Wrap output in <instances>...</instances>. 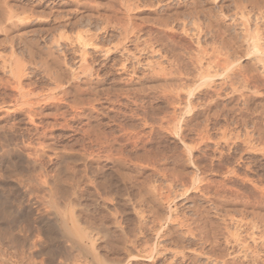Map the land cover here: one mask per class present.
Listing matches in <instances>:
<instances>
[{
    "label": "rangeland",
    "instance_id": "1",
    "mask_svg": "<svg viewBox=\"0 0 264 264\" xmlns=\"http://www.w3.org/2000/svg\"><path fill=\"white\" fill-rule=\"evenodd\" d=\"M263 55L264 0H0V264H264Z\"/></svg>",
    "mask_w": 264,
    "mask_h": 264
},
{
    "label": "bare ground",
    "instance_id": "2",
    "mask_svg": "<svg viewBox=\"0 0 264 264\" xmlns=\"http://www.w3.org/2000/svg\"><path fill=\"white\" fill-rule=\"evenodd\" d=\"M127 29H125V31H126ZM131 30H133V29H131ZM240 30V29H239ZM243 30V29H242ZM128 31V30H127ZM133 32V31H132ZM136 32V31H135ZM135 32H133L134 34H136ZM242 32V31H241ZM125 33V32H124ZM128 33L132 36V33H131V31H128ZM129 34H127V35H129ZM133 34V35H134ZM244 34V33H243ZM138 35V34H137ZM245 35V34H244ZM130 36V37H131ZM241 36H242V33H241ZM125 37H126V34H125ZM125 37H122V38H125ZM135 37V36H134ZM196 37V36H195ZM243 37V36H242ZM244 37H247V36H244ZM128 38V37H127ZM126 40H128V39H126ZM245 41H246V39H244ZM256 40V39H255ZM253 41V40H252ZM262 41V40H261ZM65 42H66V40H65ZM123 42H125V41H122V44L120 45V47L118 48H116V50H117V52L119 53V55H120V57H122V58H124L123 60L124 61H127L128 63L129 62H131L132 64H131V66L132 65H134L135 63V65H137V64H140V62H142V61H146L144 64V67H145V69H147L149 72L150 71H152L153 72V70H157V67H158V64L155 62V63H153V62H151V59L148 61V60H143V58L142 57H139L140 55H139V53H138V56H135V53H133V52H131L130 51V49L128 48V46H126V44H123ZM129 42V41H128ZM248 43V42H247ZM252 43V42H251ZM251 43H248L247 45L249 46V48L251 47ZM255 43V42H254ZM74 44H75V50H74V58L76 59V63H77V66H76V72H74L73 74L79 79L80 78V76H85L86 75V78L88 79L89 78V80L92 78V72L90 71V69L87 67V65H86V58H87V56H89V54H90V52L89 51H94V49H96L95 48V45L92 43V41L90 40V39H81L80 37H77L76 38V42L74 41ZM137 44V43H136ZM263 44V43H262ZM65 45V44H64ZM145 45V44H144ZM256 45V43L253 45L254 47H256L255 46ZM261 45V44H260ZM247 46V47H248ZM68 48V47H67ZM98 49V48H97ZM99 49H101V48H99ZM98 49V50H99ZM115 49V48H114ZM113 49V50H114ZM248 49V48H247ZM254 50H257L256 48L254 49ZM69 51V50H68ZM153 49L151 50V49H147V56H148V58H152V56H153ZM71 52V51H70ZM105 52V51H104ZM154 53H155V51H154ZM255 53V52H254ZM259 53V52H258ZM261 54L263 53V52H260ZM259 53V54H260ZM102 54H103V52H102ZM107 54H108V52H107ZM198 54H199V52H198ZM200 55V54H199ZM118 56V55H117ZM264 56V55H263ZM262 56V57H263ZM154 57V56H153ZM261 57V58H262ZM159 59V58H158ZM264 60V59H263ZM3 60H1V63L3 64V62H2ZM16 63V62H15ZM134 63V64H133ZM262 63V62H261ZM130 64V63H129ZM143 64V63H142ZM264 64V63H263ZM4 65V64H3ZM13 66H14V64H13ZM15 66H17V65H15ZM14 66V67H15ZM5 67V66H4ZM3 66H2V68H4ZM13 67V68H14ZM21 67V66H20ZM134 66H132V68H133ZM197 67V66H196ZM263 68H264V65L262 66ZM6 68V67H5ZM135 68V67H134ZM133 68V69H134ZM138 68V67H137ZM29 69V68H28ZM145 69H142V70H145ZM17 70H19V69H17ZM66 70V69H65ZM136 69H134V71H135ZM11 71V70H10ZM13 71V70H12ZM74 71V70H73ZM15 72H17L16 71V69H15ZM64 72V71H63ZM136 72V71H135ZM6 73V72H5ZM14 73V72H13ZM12 73V74H13ZM16 74H18V72L16 73ZM70 74V73H69ZM72 74V73H71ZM72 74V75H73ZM136 75H138V74H136ZM17 77V76H16ZM143 77V76H142ZM100 78V77H99ZM136 78H137V76H136ZM67 79V78H66ZM142 79V78H141ZM211 79V78H210ZM57 81V80H56ZM81 81V80H80ZM208 81V80H207ZM221 82V81H220ZM224 82V81H223ZM91 83H93V82H91ZM222 83V82H221ZM63 85V84H62ZM210 86V85H209ZM149 95V94H148ZM147 95V96H148ZM183 98V97H182ZM30 110V109H29ZM176 111V110H175ZM171 116V115H170ZM172 117V116H171ZM172 119V118H171ZM168 121V120H167ZM171 122H172V120H171ZM216 147V146H215ZM213 150V149H212ZM164 176V175H163ZM153 185V184H152ZM68 189V188H67ZM124 190V189H123ZM66 191V190H65ZM69 192V191H68ZM70 193V192H69ZM150 193V192H149ZM151 194V193H150ZM151 195H154V194H151ZM156 196V195H155ZM158 197V196H157ZM156 198V197H155ZM205 199H207V198H205ZM204 199V200H205ZM73 200V199H72ZM162 200V199H161ZM152 201V200H151ZM158 201V200H157ZM156 201V202H157ZM155 202V201H154ZM149 206V205H148ZM72 208V207H71ZM150 208V207H149ZM133 212V211H132ZM135 212V211H134ZM0 213H2V212H0ZM73 214V213H72ZM100 214V213H99ZM137 214V213H136ZM140 214V213H139ZM139 214H137V216H135V217H137V219H138V221L139 222H141V224H142V222H143V220H145V219H143L142 218V215H139ZM135 215V214H134ZM147 217V216H146ZM156 217V219H157V216H155ZM155 217H153L154 219H155ZM159 217V216H158ZM219 217V216H218ZM225 217V216H224ZM73 218V217H72ZM153 218H152V220H153ZM71 219V218H70ZM74 220H75V217L73 218V222H74ZM86 220H88V219H86ZM158 220V219H157ZM77 221H78V219H77ZM232 221V220H231ZM76 222V221H75ZM86 222V221H85ZM145 222H146V220H145ZM144 222V223H145ZM151 222V221H150ZM222 222V221H221ZM241 222V221H240ZM233 222V223H231V224H229V225H232L233 227H234V229H239V228H243V229H245V230H247V229H250L249 227H250V225L249 226H247V224H243V222ZM77 223V222H76ZM96 223H97V221H96ZM101 223H102V221H101ZM143 223V224H144ZM152 223H153V221H152ZM151 223V224H152ZM230 223V222H229ZM148 224V223H147ZM156 224V223H155ZM155 224H153L154 226H155ZM181 224H183V222L181 223ZM180 224V225H181ZM140 225V224H139ZM153 225L151 226V227H149L147 230H149L150 228H152L153 229ZM158 224H156V226H157ZM179 225V226H180ZM228 225V224H227ZM228 225V226H229ZM73 226V225H72ZM89 226H91V225H89ZM108 226V225H107ZM145 226V225H144ZM147 226H149V224L147 225ZM187 226V225H186ZM252 226V225H251ZM109 227V226H108ZM146 227V226H145ZM183 227V226H182ZM211 227V226H210ZM226 227V226H225ZM225 227H223L222 229H224ZM230 227V226H229ZM232 227V228H233ZM253 227V226H252ZM75 228V227H74ZM107 228V227H106ZM141 228V227H140ZM154 228H156V227H154ZM185 228H187V227H185ZM190 228V227H189ZM69 229V228H68ZM76 229V228H75ZM136 229H137V226H136ZM142 229V228H141ZM184 229V228H183ZM254 229V228H253ZM253 229H251V230H253ZM113 230V229H112ZM146 230V229H145ZM144 230V231H145ZM146 230V231H147ZM154 230H156V229H154ZM182 230V229H181ZM190 230H192V229H190ZM190 230H188V232H191ZM213 229H211V231H212ZM218 230V229H217ZM226 230L228 231V229L226 228ZM230 230V229H229ZM70 231V230H69ZM77 231V235L79 236V239L80 240H87V241H90V242H92V237H91V235H89V234H85L84 232H81L82 230H76ZM96 231H97V233L98 234H102V236H103V234L106 236V234L108 233L107 231H106V229H96ZM140 231V230H139ZM214 231V233H215V230H213ZM225 231V230H224ZM248 231V230H247ZM247 231H245V232H247ZM250 231V230H249ZM256 231V230H255ZM117 232V231H116ZM137 232V231H136ZM142 232H143V230H142ZM149 232V235H154L155 236V239H156V237H157V235H155V234H153V230H149L148 231ZM183 232V231H182ZM186 232V231H185ZM69 233V232H68ZM168 233V232H167ZM225 233V232H224ZM119 234V233H118ZM147 234V233H146ZM165 234V233H164ZM163 234V235H164ZM183 234V233H182ZM207 233H205V235H206ZM249 234H251L250 235V237L248 238L249 239V241H251L253 244H255L256 243V239H258L259 240V238H254L255 237V234L253 235V233H251V232H249ZM117 235V234H116ZM138 235V234H137ZM141 234L139 233V236H140ZM148 235V234H147ZM162 235V236H163ZM236 235V234H235ZM120 236H122V235H120ZM119 236V237H120ZM142 236V235H141ZM187 236H188V234H187ZM238 236V235H237ZM237 236H234L233 238H231L229 241H227V244H228V246H230V248L229 249H231V254L230 255H233L235 258H236V256L234 255V253H236V254H238L237 255V257H241L242 259L244 258V259H246L247 258V252H249V247L247 246V245H245V240H242L241 238H238ZM76 237V236H75ZM122 237H124V236H122ZM138 236H136L135 238H137ZM146 237V236H145ZM159 237V236H158ZM260 237V236H259ZM110 238V237H109ZM115 238H118V237H115ZM114 238V239H115ZM149 238V237H148ZM151 238H153V237H151ZM151 238H150V241H151ZM208 238H210V237H208ZM208 238H205L206 240H208ZM120 239V238H119ZM123 239V238H122ZM211 239V238H210ZM219 239V238H218ZM159 240H161V239H159ZM220 240V239H219ZM225 240V239H224ZM106 241V240H105ZM110 241V240H109ZM128 241V240H127ZM131 240H129V242H130ZM132 241L134 242L135 240H133L132 239ZM211 241V240H210ZM221 241H222V239H221ZM123 242V241H122ZM129 242L128 243H126V246L129 248V250H131V252H132V249L133 248H136V247H138V246H136V247H134L135 245V243H132V242H130V246H129ZM251 242H250V244H251ZM260 242V241H259ZM263 242V241H262ZM124 243V242H123ZM162 243V242H161ZM163 243H165V242H163ZM211 243H212V241H211ZM136 244H138L137 242H136ZM150 244V243H149ZM214 244V243H213ZM125 245V244H124ZM163 245V244H162ZM257 245V244H256ZM261 245V244H260ZM123 246V245H122ZM121 246V247H122ZM144 246L146 247V246H148V245H145L144 244ZM248 248H247V247ZM120 247V246H119ZM121 247H120V249H121ZM130 247H132V249L130 248ZM140 247V246H139ZM141 248V250L142 249H147L148 247H146V248ZM226 247V246H225ZM261 247V246H260ZM128 248H126V250L128 249ZM150 248V247H149ZM152 248H153V245H152ZM162 248H164V247H162ZM161 248V249H162ZM138 249V248H137ZM140 249V248H139ZM227 249V248H226ZM117 250H119V249H117ZM125 250V251H126ZM133 250H135V249H133ZM142 251H144V250H142ZM159 251H161V250H159ZM164 251V250H163ZM127 252V251H126ZM130 252V251H129ZM136 252H137V250H136ZM146 252V251H145ZM153 252V251H152ZM201 253H202V251H200ZM132 253H135V252H132ZM131 253V254H132ZM139 253V251L137 252V254ZM146 253H149L150 254V251H149V249L147 250V252ZM161 253V252H160ZM159 253V254H160ZM176 253V252H175ZM178 253V252H177ZM227 253V252H226ZM249 253H252V252H249ZM130 254V255H131ZM145 254V253H144ZM157 254H158V252H157ZM199 255H200V253H198ZM133 255V254H132ZM173 255V254H172ZM225 255V254H224ZM249 255V254H248ZM253 255V254H252ZM252 255H250V257H252ZM151 256H152V254H151ZM151 256H149V255H145V257H147V258H149V257H151ZM159 256V255H158ZM177 256H179V255H177ZM232 256V257H233ZM134 257V256H133ZM133 257H129L130 259H132ZM232 257H230V260L232 261ZM246 257V258H245ZM175 258V257H174ZM179 258V257H178ZM224 258V257H223ZM198 259V258H197ZM156 260V259H155ZM161 260V259H160ZM225 260V259H224ZM238 260V259H237ZM163 261V260H162ZM222 261V260H221ZM161 262V261H160ZM213 262V261H212ZM211 262V263H212ZM223 262V261H222ZM233 262V261H232ZM228 263V261L226 262V264ZM230 263V262H229ZM235 263V262H234ZM51 264V263H50ZM99 264H105L104 262H99ZM109 264V263H108ZM111 264H122L121 262H117V260L115 261V263H111ZM214 264V263H213ZM223 264H225V262L223 263Z\"/></svg>",
    "mask_w": 264,
    "mask_h": 264
}]
</instances>
